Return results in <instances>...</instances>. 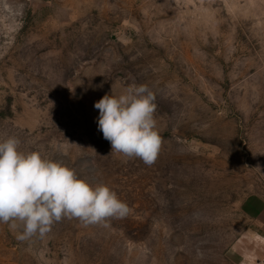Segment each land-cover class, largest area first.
I'll use <instances>...</instances> for the list:
<instances>
[{
    "label": "rangeland",
    "instance_id": "374dc122",
    "mask_svg": "<svg viewBox=\"0 0 264 264\" xmlns=\"http://www.w3.org/2000/svg\"><path fill=\"white\" fill-rule=\"evenodd\" d=\"M134 78L155 95L151 166L111 153L94 107ZM55 154L131 209L55 223L0 264H244L264 202V0H0V142ZM70 143V144H69ZM89 160L80 169L82 160Z\"/></svg>",
    "mask_w": 264,
    "mask_h": 264
},
{
    "label": "clouds",
    "instance_id": "9594fccd",
    "mask_svg": "<svg viewBox=\"0 0 264 264\" xmlns=\"http://www.w3.org/2000/svg\"><path fill=\"white\" fill-rule=\"evenodd\" d=\"M99 110L98 127L111 145V153L154 164L162 137L154 117L155 95L147 84L132 78L119 95H104L94 105ZM70 144V143H69ZM21 141L8 136L0 142V223L7 224L18 240L43 238L52 226L78 219L85 226L123 219L131 212L106 184L92 185L64 162L68 150L53 147L55 154L20 149ZM90 161L80 162L86 169Z\"/></svg>",
    "mask_w": 264,
    "mask_h": 264
},
{
    "label": "crops",
    "instance_id": "0c3cea01",
    "mask_svg": "<svg viewBox=\"0 0 264 264\" xmlns=\"http://www.w3.org/2000/svg\"><path fill=\"white\" fill-rule=\"evenodd\" d=\"M256 204H259V212L256 214L255 217L258 226L255 229L256 237H251V241L260 246V249L264 251V202H257ZM253 254L255 256L250 260V262H244V264H254V261L256 259H264V254H261L256 249Z\"/></svg>",
    "mask_w": 264,
    "mask_h": 264
},
{
    "label": "built area",
    "instance_id": "2783aa9c",
    "mask_svg": "<svg viewBox=\"0 0 264 264\" xmlns=\"http://www.w3.org/2000/svg\"><path fill=\"white\" fill-rule=\"evenodd\" d=\"M254 264H264V259H256Z\"/></svg>",
    "mask_w": 264,
    "mask_h": 264
}]
</instances>
